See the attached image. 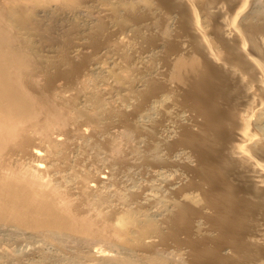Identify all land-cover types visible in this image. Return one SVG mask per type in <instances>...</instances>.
Listing matches in <instances>:
<instances>
[{
    "label": "bare ground",
    "instance_id": "obj_1",
    "mask_svg": "<svg viewBox=\"0 0 264 264\" xmlns=\"http://www.w3.org/2000/svg\"><path fill=\"white\" fill-rule=\"evenodd\" d=\"M0 232L264 264V0H0Z\"/></svg>",
    "mask_w": 264,
    "mask_h": 264
},
{
    "label": "rangeland",
    "instance_id": "obj_2",
    "mask_svg": "<svg viewBox=\"0 0 264 264\" xmlns=\"http://www.w3.org/2000/svg\"><path fill=\"white\" fill-rule=\"evenodd\" d=\"M72 162H74V161H71V163ZM135 175L136 174L134 173L132 178H131L133 181L135 179L136 180L138 179L137 181H139V179L140 180L142 179L141 178L142 175L139 174V172H137L138 176L137 175L135 176ZM134 177H136V178H134ZM138 177H140V178H138ZM2 233H4V232H0V264H18L20 261L21 262L19 264H48V263L49 264H55L54 263L55 260H53V258L55 256H57V257L61 256V255H59L60 253L58 251H56V249L54 247L51 246V244L45 243L44 241L43 242L42 241H38V242H36V241L34 242L33 241L34 245L37 246L38 249L40 248L39 251L41 250L42 253L44 252V253H48V254H56L55 256H53L52 261H50V262H48L49 260H47V258H46L45 259L46 262L43 261V263H40V261L37 260V263H35L36 262L35 260L37 259V256L33 255L34 259L33 258L31 259V256H30L31 253L28 254V252H33V247H31V246H34V245L32 243V240H30V238L27 237L26 234H21L20 236L18 235V237H20V238L23 237L22 235L25 236L23 238H26V237L29 238V240L26 238V241H25V239H23V238L22 239L16 238L17 235L13 236V238H12L13 234L7 233V235H5L6 233L5 234H2ZM8 234H9L10 237L8 236ZM15 238H16V240H15ZM29 241H31V242H29ZM84 249H85V247H84ZM106 249H108V251H109L111 248L109 249V247H107ZM111 250H112V253H115V251H116L115 248L111 249ZM52 251H55L56 253L55 252L53 253ZM84 252H85L84 254H85V258H86V259L85 258L83 259L84 263H86V264H94L95 262H97L94 259L92 260V257L90 258L92 252H90L87 248L85 249ZM25 253H27V255ZM57 253H59V254H57ZM20 257H22V258L24 257V258L22 259ZM18 260H20V261H18ZM30 260H32V261H30ZM67 262H68V264H70V261H66V260H65V263H62V264H66Z\"/></svg>",
    "mask_w": 264,
    "mask_h": 264
}]
</instances>
